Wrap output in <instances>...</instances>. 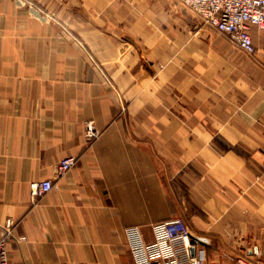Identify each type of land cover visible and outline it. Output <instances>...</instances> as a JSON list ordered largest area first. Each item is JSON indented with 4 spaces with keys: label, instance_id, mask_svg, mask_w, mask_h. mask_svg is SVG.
Segmentation results:
<instances>
[{
    "label": "crops",
    "instance_id": "crops-1",
    "mask_svg": "<svg viewBox=\"0 0 264 264\" xmlns=\"http://www.w3.org/2000/svg\"><path fill=\"white\" fill-rule=\"evenodd\" d=\"M251 34L254 53L174 0H0L10 264H142L127 227L153 242L177 216L204 237L190 250L204 264H264V29Z\"/></svg>",
    "mask_w": 264,
    "mask_h": 264
},
{
    "label": "built area",
    "instance_id": "built-area-1",
    "mask_svg": "<svg viewBox=\"0 0 264 264\" xmlns=\"http://www.w3.org/2000/svg\"><path fill=\"white\" fill-rule=\"evenodd\" d=\"M189 7L201 21L219 32L225 33L233 43L248 53H254L256 46L251 34V26L255 25L264 29V0H177ZM85 135L88 142H92L99 130L93 119L85 121ZM77 163L75 156H67L60 160L57 167V176L64 175ZM58 186L54 177H45L31 182V196L37 201L45 193ZM14 221L8 219L0 225V264H10V241L12 238ZM157 238L153 242H142L137 226L127 227L130 241L140 242L144 253L142 264H167L164 262L166 249L171 248L177 239L185 240L184 249L186 257H178L173 252L176 264H204L206 253L203 248L199 252L191 254V248H195L203 242L202 234L193 232L182 216L174 217L157 223ZM23 238V237H22ZM243 264H250L240 259Z\"/></svg>",
    "mask_w": 264,
    "mask_h": 264
},
{
    "label": "rangeland",
    "instance_id": "rangeland-1",
    "mask_svg": "<svg viewBox=\"0 0 264 264\" xmlns=\"http://www.w3.org/2000/svg\"><path fill=\"white\" fill-rule=\"evenodd\" d=\"M174 4H176V5H179V6H182V7H185V8H187L189 11H191L192 13H194L189 7H187L186 5H184V4H182V3H180V2H178L177 0H174ZM195 14V13H194ZM196 15V14H195ZM197 16V15H196ZM248 253H246V254H239V255H237V261L239 262V263H241L240 262V259H243V260H246L247 262H249L250 264H260L259 263V261L257 260V258H251L250 256H248L247 255ZM241 264H243V263H241Z\"/></svg>",
    "mask_w": 264,
    "mask_h": 264
}]
</instances>
